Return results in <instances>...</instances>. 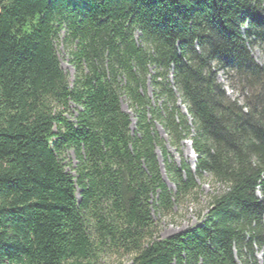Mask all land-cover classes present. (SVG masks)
I'll use <instances>...</instances> for the list:
<instances>
[{"label":"trees","instance_id":"1","mask_svg":"<svg viewBox=\"0 0 264 264\" xmlns=\"http://www.w3.org/2000/svg\"><path fill=\"white\" fill-rule=\"evenodd\" d=\"M251 39L264 43V0H0V264H260L264 66ZM156 123L172 146L190 142L194 171L168 160ZM204 175L219 188L202 222L160 239L154 217L195 199Z\"/></svg>","mask_w":264,"mask_h":264},{"label":"rangeland","instance_id":"2","mask_svg":"<svg viewBox=\"0 0 264 264\" xmlns=\"http://www.w3.org/2000/svg\"><path fill=\"white\" fill-rule=\"evenodd\" d=\"M247 48L251 54V57L253 58L254 62L257 63L259 66H264V43L256 42L251 39L250 43H247ZM56 53L57 57L59 59L60 67L62 71L67 75L68 81L71 85L74 77V71L72 67L69 64V57L67 55V52L64 50L62 44L58 42L56 44ZM217 80L220 84L224 87L226 94L229 96L230 99L236 100L239 104H242L243 100L239 88L235 82L230 81L226 76L222 73H219L217 75ZM145 93L147 98L150 100L151 105L153 107H159L161 105L160 101H156L153 96V89L151 85L149 84V80H147L146 86H145ZM120 106L121 110L126 113L128 116H130L128 113L132 115L133 118V129L134 130V113L131 109H129L128 101L124 98H120ZM176 107L179 109V111L182 114H186L185 109L180 104L179 101L176 103ZM70 113H75V107L73 105L70 106ZM66 117L73 121L74 117L73 115L67 114ZM155 131L159 137V139L163 143V147L167 152V158L168 160L175 163L176 166H180L181 162L187 163L191 170L193 169L191 166L194 165V155L191 152V146L189 141H182L178 146H172L170 143V140L167 136V134L163 131L162 127L156 123L155 124ZM188 149L190 151L188 155ZM156 157L157 155L160 156V161L163 164L162 161V155L159 149L155 150ZM63 164L65 165V170L69 172L71 175H74L73 168L76 165V161L74 159V156L72 152H66L63 159ZM193 171V170H192ZM164 178H166L164 173ZM197 185L199 186V193L196 196L195 199H189L186 202H184L181 206L176 207L173 209L172 215L168 217H154L156 221L157 226V232L158 237L160 239H166L172 235H176L179 233H182L184 231H187L189 229L194 228L195 226H198L204 216L207 213L208 209V198L209 195L212 194L214 191H217L219 187L214 185L209 178V176L204 175L201 180L196 179ZM166 183H170L169 181ZM168 188L172 189L169 184H167ZM263 254L264 249L262 252H257L255 254L256 260L258 263L263 264ZM122 264H127L129 259L124 258L121 260ZM101 264H119L114 258H104L101 261Z\"/></svg>","mask_w":264,"mask_h":264},{"label":"water","instance_id":"3","mask_svg":"<svg viewBox=\"0 0 264 264\" xmlns=\"http://www.w3.org/2000/svg\"><path fill=\"white\" fill-rule=\"evenodd\" d=\"M190 144V143H189ZM191 149V148H190ZM191 152H192V149H191ZM193 153V152H192ZM193 155H194V153H193ZM161 159H160V156L159 155H157V161H158V164H159V168H160V173H161V176H162V179H163V181L166 183V182H168V180L167 179H165L164 178V168H163V164L161 163V161H160ZM195 155H194V162H195ZM193 169V171H194V165H192L191 166ZM167 184H169V186H171V188L173 189L174 187H173V185L171 184V183H166V185Z\"/></svg>","mask_w":264,"mask_h":264},{"label":"bare ground","instance_id":"4","mask_svg":"<svg viewBox=\"0 0 264 264\" xmlns=\"http://www.w3.org/2000/svg\"><path fill=\"white\" fill-rule=\"evenodd\" d=\"M219 82H220V80H219ZM128 114L130 115L129 118H130V121H131L130 130H132L133 129V118H132V115L130 113H128ZM189 153H190V151L188 149V155H189Z\"/></svg>","mask_w":264,"mask_h":264}]
</instances>
